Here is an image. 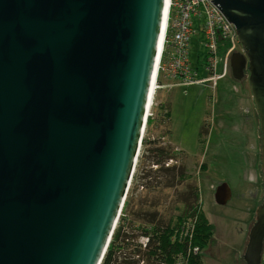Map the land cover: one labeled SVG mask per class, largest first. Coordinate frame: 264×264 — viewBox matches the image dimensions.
<instances>
[{
  "label": "water",
  "instance_id": "95a60500",
  "mask_svg": "<svg viewBox=\"0 0 264 264\" xmlns=\"http://www.w3.org/2000/svg\"><path fill=\"white\" fill-rule=\"evenodd\" d=\"M262 133L264 0H211ZM166 0H0V264H101L143 142ZM227 183L215 192L226 206ZM264 202L243 259L261 264Z\"/></svg>",
  "mask_w": 264,
  "mask_h": 264
},
{
  "label": "rangeland",
  "instance_id": "374dc122",
  "mask_svg": "<svg viewBox=\"0 0 264 264\" xmlns=\"http://www.w3.org/2000/svg\"><path fill=\"white\" fill-rule=\"evenodd\" d=\"M194 22L197 29L190 43L189 59L196 65L198 56L203 57L206 49L195 18ZM238 51L243 52L241 45ZM253 107L255 105L248 79L241 84H232L227 77L219 80L215 87L211 83L165 81L155 95L144 136L149 143L141 146L135 177L125 201L128 223H134L133 228H137L145 223L141 219L143 216H146L144 219L148 223L179 222L178 200L174 195V185L178 184V180L174 181L173 186L169 183L172 187L169 188L166 181H171L172 177L165 176L164 158L156 152L159 148L165 149L172 145V148L176 147L186 154L173 159L178 164L181 161L184 164L181 179L185 183L176 189L179 191L185 187L182 212V216H186L182 222L185 224L184 237L188 238L189 232L197 228L199 214L212 226L213 236L208 247L199 250V264H245L243 255L259 201H250L248 198V183L256 174L252 172L254 159L249 154V130L252 128L243 116L246 109ZM169 110L170 118L166 123L167 117L163 115ZM182 151L179 152L182 154ZM157 160L162 162L158 163ZM152 183L155 188L151 186ZM223 183L229 185L233 194L226 206L216 204L214 199L216 189ZM190 184L196 185L199 190L197 202L191 193ZM142 185L145 189H141ZM148 186L155 189L154 193L147 189ZM246 206L251 207L250 216L246 215L250 212ZM175 231V236L179 233L182 238V228L179 226ZM140 234V231L132 229L130 242L146 243L145 239H148Z\"/></svg>",
  "mask_w": 264,
  "mask_h": 264
},
{
  "label": "built area",
  "instance_id": "2783aa9c",
  "mask_svg": "<svg viewBox=\"0 0 264 264\" xmlns=\"http://www.w3.org/2000/svg\"><path fill=\"white\" fill-rule=\"evenodd\" d=\"M194 18L200 26L206 49L203 57L198 56L196 65L189 59L190 43L197 29ZM164 20L147 119L155 95L165 81L211 83L215 87L230 72L231 57L240 45L235 27L211 0H166ZM192 252L197 254L198 248Z\"/></svg>",
  "mask_w": 264,
  "mask_h": 264
},
{
  "label": "trees",
  "instance_id": "16d2710c",
  "mask_svg": "<svg viewBox=\"0 0 264 264\" xmlns=\"http://www.w3.org/2000/svg\"><path fill=\"white\" fill-rule=\"evenodd\" d=\"M163 116L168 117L169 112L167 111ZM149 122L150 117L148 118L147 125ZM148 143L147 140L143 139L142 144L147 145ZM156 152L158 156L165 158L162 148L157 149ZM157 162L161 163L162 160H157ZM134 177L135 175L133 176V180ZM192 195L197 202V188L194 189ZM126 203L124 204L121 216L101 264H151L152 259L165 264H177L180 256L183 258L182 262L184 264H186V261L188 264L201 263L199 261V252L195 254L192 250L194 248H198V251L200 249L204 250L208 247V242L213 236L212 226L207 223L206 219L201 214L198 215L197 228H195L193 232H189L190 236L188 235V238L184 237L185 231L183 232L182 230L181 238L179 233L175 236V230L185 221V215L178 216L179 222L176 224H172V222L148 223V220L144 219L146 216H143L141 219L143 222L145 221V223H141L137 228H133L134 223H128ZM150 224L154 225L153 229L155 235H152V226ZM132 229L138 232L140 231L141 237L148 239L147 242L143 245L130 242V231ZM190 237H192V239H189ZM189 245H191V247Z\"/></svg>",
  "mask_w": 264,
  "mask_h": 264
},
{
  "label": "flooded vegetation",
  "instance_id": "af4514ba",
  "mask_svg": "<svg viewBox=\"0 0 264 264\" xmlns=\"http://www.w3.org/2000/svg\"><path fill=\"white\" fill-rule=\"evenodd\" d=\"M244 74H245L244 75V78L241 81H237V80H235L233 78L232 73L230 71L228 73V75L226 77H224L223 79H226L228 77V78L231 79L232 84H234V83L241 84V83H244L246 79L249 80V72H248V69L245 70ZM168 112H169V116L167 117L166 123L169 121V118H170V110ZM243 117L245 119V122L248 125H250L251 128H252L251 130H249L250 143H251V150L249 151V154L254 159V163L252 165L253 166L252 172H255V174H256V177H252L249 180V183L248 184L250 186V190H248V194H249V197L248 198H249L250 201L252 200V201H256L257 202L259 200L258 201V204H257V206L259 207L264 202V183H263V180H262V170H261V161H262V152H261V149H262V133L260 131V118H259L258 111L256 110L255 107L246 109L245 114H244ZM254 126H255V129H253ZM168 144L171 145L170 143H168ZM174 148H175V150H174ZM174 148H172V145H171L170 147L168 146L165 149L162 148V150H163L164 156H165V158H164V165L166 166V168L164 169V171L166 172L165 173V176H167L169 178L172 177V179H171L172 183L169 180L166 181L168 183V185H169V188H172V187H170V184L173 186L174 181L175 180H178V184L177 185H174V187H175L174 188V190H175V192H174L175 194L174 195L177 196V200H178V206H177L178 213H177V216L179 215V217H180L183 214L182 212L184 211L183 208H184V204H185V187L182 188L179 191H176V189H179V187L180 186H183V184L185 183V180L181 179L183 177V175H181V171L184 168V164L182 163V161L179 162V164H178V162L177 161H174L173 159H174V157H177L178 158L179 155L183 156L185 154V152L182 151V150H179L176 147H174ZM179 151L180 152L182 151V154ZM156 167H158V166H156ZM201 168H200V170H201ZM169 172H171V173H169ZM151 186H153V188H155V184L152 183ZM150 187L148 186L147 189H150ZM153 188L150 189L152 193H154V191H155V189H153ZM190 188H191V193H193L194 189L197 188V187H196V185L190 184ZM141 189H145V187L142 185L141 186ZM260 189H262V190H260ZM197 190H198V188H197ZM198 194H199V190H198ZM214 196H215V193H214ZM198 199H199V195H198ZM180 203H181V205H180ZM258 207H256V208H258ZM246 208L248 210H250L251 207L249 208V206H246ZM256 210H255V213H256ZM246 215L247 216H250L251 215V210H250V212L246 213ZM183 223H181L180 227L182 228V230L184 232L185 231V224H183ZM151 226H152V235H155L154 234L155 232H154V229H153V226L154 225H151ZM249 234H250V232H249ZM182 260H181V256H180L179 259H178V263L177 264H184L182 262ZM155 263H157V264H165L163 262H160V261L157 262V261H155V259H152L151 260V264H155ZM261 264H264V246H263Z\"/></svg>",
  "mask_w": 264,
  "mask_h": 264
},
{
  "label": "bare ground",
  "instance_id": "6f19581e",
  "mask_svg": "<svg viewBox=\"0 0 264 264\" xmlns=\"http://www.w3.org/2000/svg\"><path fill=\"white\" fill-rule=\"evenodd\" d=\"M164 29H165V20L163 21V27H162V32H161V40H162V36H163V33H164ZM161 42V41H160ZM151 97H150V103H151ZM148 120V119H147Z\"/></svg>",
  "mask_w": 264,
  "mask_h": 264
}]
</instances>
